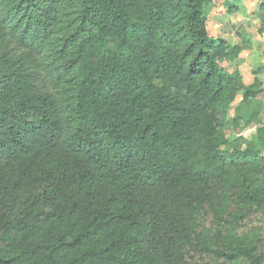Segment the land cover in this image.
I'll list each match as a JSON object with an SVG mask.
<instances>
[{
    "label": "trees",
    "instance_id": "1",
    "mask_svg": "<svg viewBox=\"0 0 264 264\" xmlns=\"http://www.w3.org/2000/svg\"><path fill=\"white\" fill-rule=\"evenodd\" d=\"M209 1L0 0V264H264V122L224 135L261 90Z\"/></svg>",
    "mask_w": 264,
    "mask_h": 264
},
{
    "label": "rangeland",
    "instance_id": "2",
    "mask_svg": "<svg viewBox=\"0 0 264 264\" xmlns=\"http://www.w3.org/2000/svg\"><path fill=\"white\" fill-rule=\"evenodd\" d=\"M264 0H210L206 8L207 34L212 39H221L230 46L239 48L237 57L232 61L218 63L225 72L240 71L243 86L256 83V90H261L257 96L244 106L245 112L264 109V14L259 6ZM241 92L226 113L225 139L229 145L242 148L244 142L256 139L257 131L264 122L261 113L257 121L238 122L236 127L230 124L235 116V109L241 101Z\"/></svg>",
    "mask_w": 264,
    "mask_h": 264
}]
</instances>
